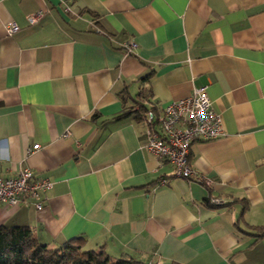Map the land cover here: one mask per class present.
<instances>
[{"label":"crops","instance_id":"obj_1","mask_svg":"<svg viewBox=\"0 0 264 264\" xmlns=\"http://www.w3.org/2000/svg\"><path fill=\"white\" fill-rule=\"evenodd\" d=\"M201 86L224 134L192 142L186 179L136 115ZM23 168L51 187L40 209L0 203V225L49 246L264 264V0H0V176Z\"/></svg>","mask_w":264,"mask_h":264},{"label":"built area","instance_id":"obj_2","mask_svg":"<svg viewBox=\"0 0 264 264\" xmlns=\"http://www.w3.org/2000/svg\"><path fill=\"white\" fill-rule=\"evenodd\" d=\"M43 11L38 10L27 15L29 24L35 23ZM18 29L14 23L6 26L8 34ZM127 51L136 47L134 42L124 45ZM146 148L158 159L167 160L173 167L174 176L190 178L194 174L189 163V149L195 140H212L224 134L222 119L213 108L206 86L193 90L189 96L174 99L159 111L149 109L144 120ZM38 147L35 145V148ZM205 185L211 180L200 175L196 177ZM167 183V179H161ZM51 187V182L35 177L28 168L20 169L9 177L0 176V203L17 205L26 196L36 199L34 206L42 207L40 196ZM210 203L220 205L219 198H211Z\"/></svg>","mask_w":264,"mask_h":264},{"label":"trees","instance_id":"obj_3","mask_svg":"<svg viewBox=\"0 0 264 264\" xmlns=\"http://www.w3.org/2000/svg\"><path fill=\"white\" fill-rule=\"evenodd\" d=\"M139 109L136 116L144 121L149 109ZM85 241L83 236H75L49 246L26 225H0V264H147L131 256L111 255L103 247L87 249Z\"/></svg>","mask_w":264,"mask_h":264}]
</instances>
